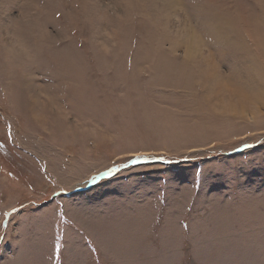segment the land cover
Here are the masks:
<instances>
[{
    "label": "rangeland",
    "instance_id": "rangeland-1",
    "mask_svg": "<svg viewBox=\"0 0 264 264\" xmlns=\"http://www.w3.org/2000/svg\"><path fill=\"white\" fill-rule=\"evenodd\" d=\"M0 264H264V0H0Z\"/></svg>",
    "mask_w": 264,
    "mask_h": 264
},
{
    "label": "water",
    "instance_id": "water-1",
    "mask_svg": "<svg viewBox=\"0 0 264 264\" xmlns=\"http://www.w3.org/2000/svg\"><path fill=\"white\" fill-rule=\"evenodd\" d=\"M99 177H100V176H96V177L92 178V179L90 180V182H88L87 187L90 188V186L92 185L93 181H94L95 179L99 178ZM89 188H87V189H89Z\"/></svg>",
    "mask_w": 264,
    "mask_h": 264
},
{
    "label": "bare ground",
    "instance_id": "bare-ground-1",
    "mask_svg": "<svg viewBox=\"0 0 264 264\" xmlns=\"http://www.w3.org/2000/svg\"><path fill=\"white\" fill-rule=\"evenodd\" d=\"M191 39H192V41H195V37H194V36H192V38H191Z\"/></svg>",
    "mask_w": 264,
    "mask_h": 264
},
{
    "label": "snow or ice",
    "instance_id": "snow-or-ice-1",
    "mask_svg": "<svg viewBox=\"0 0 264 264\" xmlns=\"http://www.w3.org/2000/svg\"><path fill=\"white\" fill-rule=\"evenodd\" d=\"M226 67H228V65H226ZM231 114L235 115V113H231Z\"/></svg>",
    "mask_w": 264,
    "mask_h": 264
},
{
    "label": "clouds",
    "instance_id": "clouds-1",
    "mask_svg": "<svg viewBox=\"0 0 264 264\" xmlns=\"http://www.w3.org/2000/svg\"><path fill=\"white\" fill-rule=\"evenodd\" d=\"M17 47H21V45L18 44Z\"/></svg>",
    "mask_w": 264,
    "mask_h": 264
}]
</instances>
